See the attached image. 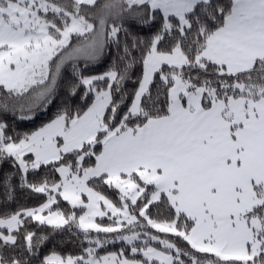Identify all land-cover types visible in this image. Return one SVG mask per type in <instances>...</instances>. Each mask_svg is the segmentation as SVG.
<instances>
[{
    "label": "trees",
    "instance_id": "obj_1",
    "mask_svg": "<svg viewBox=\"0 0 264 264\" xmlns=\"http://www.w3.org/2000/svg\"><path fill=\"white\" fill-rule=\"evenodd\" d=\"M60 4L81 16L89 27L82 33H72L68 43L58 49L47 63V75L39 83L24 91H14L0 84V142L16 143L55 117L63 116L68 125L92 102L95 94L109 83L112 74L111 99L104 111L105 128L82 147L61 153L58 158L23 170L10 155L0 149V220L18 215L21 218L11 231L0 228V260L6 264H59L48 259L50 254L61 257H100L117 252L123 257L143 261L140 252H132L131 245L117 239L121 231H87L77 226L71 217L83 211L52 192L48 186L58 182L57 166L67 164L77 169V156L84 153L82 167H91L102 148V140L109 132L134 130L152 117L169 112L168 91L172 76L179 75L189 82V88H202V106L209 107L213 100L245 97L256 100L264 96V58L257 59L250 68L233 73L206 59L192 64L202 51L207 37L224 22L234 0H205L197 2L185 14L186 24L175 16H164L151 9L146 0H94L92 3L75 0H48ZM67 23L62 24V27ZM98 36L100 49L96 56L87 58L73 49ZM155 43L160 52H172L179 47L187 64L176 68L162 64L155 71L145 91L140 95L138 109L131 111L132 101L142 79L144 60ZM103 75L89 81L91 77ZM30 159V155L24 156ZM27 162V161H26ZM145 184L142 197L131 208L144 203L155 191L154 184L144 181L132 171L126 175ZM146 182V183H144ZM86 183L96 191L120 201L118 190L105 175L89 178ZM43 190H38V186ZM147 185V186H146ZM259 202L246 215L257 216L262 229L258 253L247 260L222 258L211 252L200 251L187 240L193 219L176 212L164 193L149 202L145 217L161 225H173V232L159 230L139 216L138 226H125L122 231L143 229L144 240L132 244L137 249L148 244L161 246L160 238L170 240L171 252L177 255L171 264H264V186L255 185ZM55 201L51 210L59 211L68 222L62 226L40 223L27 210L44 204L49 197ZM107 221L113 222L111 219ZM10 237V239H8ZM251 241L248 242V250ZM89 249V250H88ZM79 264H83L77 259ZM147 264H159L156 261Z\"/></svg>",
    "mask_w": 264,
    "mask_h": 264
},
{
    "label": "crops",
    "instance_id": "obj_2",
    "mask_svg": "<svg viewBox=\"0 0 264 264\" xmlns=\"http://www.w3.org/2000/svg\"><path fill=\"white\" fill-rule=\"evenodd\" d=\"M146 1L164 16L182 20L197 2L205 0H160V7L155 8ZM34 45L42 51V46ZM58 47H50L51 52L46 54V71L44 66L38 71L29 65V71L41 81ZM198 56L229 72L246 70L264 58V0H234L223 24L207 37ZM106 77L108 85L68 125L63 116H58L12 143L21 162L30 155L26 168L90 142L105 128L103 115L111 99L113 75ZM203 93L200 87L190 89L186 80L174 81L168 91V114L149 118L134 130L108 133L84 181L142 171L176 212L193 219L186 235L193 246L240 259L247 255L248 242L263 226L257 216L246 213L259 202L254 186H264V96L256 100L229 97L204 107ZM0 264L6 263L0 260Z\"/></svg>",
    "mask_w": 264,
    "mask_h": 264
},
{
    "label": "rangeland",
    "instance_id": "obj_3",
    "mask_svg": "<svg viewBox=\"0 0 264 264\" xmlns=\"http://www.w3.org/2000/svg\"><path fill=\"white\" fill-rule=\"evenodd\" d=\"M75 1L92 3L94 0ZM149 1L152 3L151 6L153 8L160 7V0ZM65 23L67 24L62 27V24ZM181 23L182 25L183 23L186 24L185 18L181 20ZM89 27L90 25L88 26L81 16L68 11L60 4L48 0H0V84L10 90L24 91L32 84L41 81V77H38V75L34 76V73L32 74L29 71V65L38 71H41L44 66L43 72L46 71V54L51 52L50 47L59 45L56 49L58 50L68 43L72 33H82L88 30ZM34 44L42 46V51ZM32 45L35 47H32ZM99 49L98 36H94L90 41L73 50L80 56L92 58L98 54ZM183 59L184 61H182ZM200 59L197 56L192 60V64L199 63ZM187 63L179 47L176 46L172 52H160L156 49L154 43L144 60L142 79L132 101L131 111H137L140 95L147 88L153 73L162 64L179 68ZM224 70L229 72L225 68ZM172 78L176 83L183 81L179 75L172 76ZM5 144L10 146L5 147ZM12 145L11 142L6 143L1 141L0 149L5 151L6 154L12 155L21 168L25 170L26 161L28 162V160L23 158L24 161L21 162L16 157L18 153L12 148ZM82 146L83 144L77 148ZM84 156V153H80L77 156V169L75 170H72L67 164H59L57 166L58 182L52 186H48V188L53 193L59 192L61 197L69 201L71 205L83 207V211L71 217L79 228L87 231H121L116 235L117 239H121L124 243L131 245L132 252H140L146 262L127 259L117 252H111L110 254H106L107 256L100 257L90 254L81 258L61 257L57 254H50L48 259L59 264H79L77 259L87 264H147V262L151 261H156L159 264H171L177 258V255L173 254L170 250L174 246L172 241L167 240V238H160L161 246L148 244L137 249L132 244L136 241L144 240V237L139 234L145 231L143 229L122 231L125 226L140 225L141 223H136L139 220L138 215L146 218L148 224L159 230L170 232L176 230L173 225H161L160 222H152L148 217H145V211L149 202L158 198L159 192L156 188L154 192L149 194L148 199L144 203L136 208H131L130 205H134L137 199L142 197L145 184L140 185L134 179L122 175L113 179L108 178L118 190L120 201L117 203L112 198L96 191L84 181L91 171L88 167L81 166ZM135 172L139 174L142 180L150 182L145 177L144 172L139 170H135ZM37 189L42 191L43 186L40 185ZM54 201L55 198L51 196L41 208L27 210L26 213H30L40 223L56 226L65 225L68 219L59 211L50 209ZM11 218H14V220H11ZM21 218L15 215L0 220V228L4 227L11 231L17 227ZM107 218L113 222L107 221ZM260 244L261 239L252 236L249 252L247 248V255L240 259L247 260L253 258L258 253ZM200 251L205 250L200 249ZM117 255H119L120 259L117 258ZM222 258L227 257L222 256ZM207 262L212 263L211 260H207Z\"/></svg>",
    "mask_w": 264,
    "mask_h": 264
}]
</instances>
